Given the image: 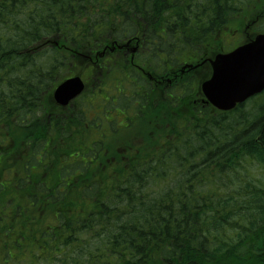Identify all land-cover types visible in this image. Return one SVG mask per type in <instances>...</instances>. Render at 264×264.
Segmentation results:
<instances>
[{
    "label": "trees",
    "instance_id": "obj_1",
    "mask_svg": "<svg viewBox=\"0 0 264 264\" xmlns=\"http://www.w3.org/2000/svg\"><path fill=\"white\" fill-rule=\"evenodd\" d=\"M251 1L0 0V236L40 238L22 262L1 245L0 264H264L263 94L179 104L118 51L74 104L52 97L139 31V60L170 75Z\"/></svg>",
    "mask_w": 264,
    "mask_h": 264
},
{
    "label": "water",
    "instance_id": "obj_2",
    "mask_svg": "<svg viewBox=\"0 0 264 264\" xmlns=\"http://www.w3.org/2000/svg\"><path fill=\"white\" fill-rule=\"evenodd\" d=\"M218 68L222 69L229 78H239L245 86L231 91L227 98L214 103L221 109L233 108L238 101H243L247 96L264 89V34L256 37L254 41L246 44L234 52L219 55L214 63V74L217 75ZM211 79V80H212ZM211 80L204 84V92L208 97L206 86ZM74 85L73 95H67L65 88ZM84 89L83 81L79 76L63 82L54 92L55 99L61 104H67L72 98ZM209 98V97H208Z\"/></svg>",
    "mask_w": 264,
    "mask_h": 264
},
{
    "label": "rangeland",
    "instance_id": "obj_3",
    "mask_svg": "<svg viewBox=\"0 0 264 264\" xmlns=\"http://www.w3.org/2000/svg\"><path fill=\"white\" fill-rule=\"evenodd\" d=\"M252 2V8L251 9H248L246 12H244V13H242L241 15H238L235 19H233L230 23H229V26L227 27V28H225L224 30H223V33H221V36L219 37V40H222L223 41V43L222 44H224V45H227L229 42H231L232 40H231V38H230V36L233 34V30H234V32H235V30H239V31H245L246 29H250V30H252V26L250 27L249 25H247L248 23H250V22H252V21H255V18L257 17V15L259 14V10H261V11H263L264 10V4H262V3H264V0H262V2L261 3H259V2H257V0H252L251 1ZM256 10H258L257 12H255ZM262 14V13H261ZM247 25V27H245ZM262 25H264V17L261 19V21L254 27V29H256V28H259V27H261ZM253 29V30H254ZM261 30H263V29H258L257 30V32L258 31H261ZM227 39V40H226ZM235 39H237V38H235ZM236 43H234V45H235ZM220 45V44H219ZM212 47L213 46H211L210 48H209V50H211L212 49ZM229 48H231V45L230 46H228ZM228 48V49H229ZM227 49V48H226ZM227 49V50H228ZM132 50V48H130L129 49V51H131ZM124 51H126V50H124ZM128 51V50H127ZM143 52V51H142ZM188 52H190V51H188ZM113 56V55H112ZM191 59H194V60H198L199 58H200V56H192V57H190ZM138 63H142V64H144L142 61H140L139 60V62ZM82 70V72H83V77H84V79H87L90 83H92V80H93V76H92V73L94 72V68H84V67H81V68H79V70L77 69L76 71L78 72V71H81ZM207 69H205V71H206ZM198 80L199 79H197L194 83H193V85H191V87H192V89L194 90V86H196V83L198 82ZM171 87L169 88V92L171 91ZM174 91H177L179 94L182 92V89H180V88H174ZM163 94V93H162ZM170 110H172V108L170 109ZM118 112H120L119 110H118ZM93 113H94V111H93ZM125 113H117V116L119 115L120 116V119L121 120H124L126 117H125V115H124ZM142 126H147V125H145V124H142V121L141 122H138L134 127H133V129L134 128H140V127H142ZM126 131H131V129H128V130H126ZM125 132V131H124ZM148 134H149V132H148ZM126 135H130V134H128V133H125V134H123V136L124 137H128V136H126ZM135 137H134V140H140V132L139 133H135V135H134ZM123 137V138H124ZM118 141V140H117ZM116 141V142H117ZM238 166H240V165H238ZM19 228H21L20 227V225H17V229H16V231H14L12 234H14V233H16L17 231H18V229ZM25 233V237L23 238V240H21V241H19V243L18 244H16L13 240H11L10 238H9V236L8 237H5V238H3V237H1L0 236V246L1 245H4V244H6V246H7V249H8V251H15V252H17L20 256H18V255H16V256H13L12 255V253H11V256H10V258H14V259H16V258H19V257H21V259H20V262H22V261H24L26 258H28L29 257V255H30V252L32 251V249L33 248H35V246L37 245V244H39L40 243V238H32L31 236H30V234H29V232H24ZM17 260V259H16ZM9 259L6 261V264H9Z\"/></svg>",
    "mask_w": 264,
    "mask_h": 264
},
{
    "label": "snow or ice",
    "instance_id": "obj_4",
    "mask_svg": "<svg viewBox=\"0 0 264 264\" xmlns=\"http://www.w3.org/2000/svg\"><path fill=\"white\" fill-rule=\"evenodd\" d=\"M243 86H245V83L242 79L229 78L222 69L218 68L216 77L211 80L206 88L209 99L213 103H217L226 99L231 91ZM73 88L74 85L66 86L65 93L69 96L73 95Z\"/></svg>",
    "mask_w": 264,
    "mask_h": 264
}]
</instances>
